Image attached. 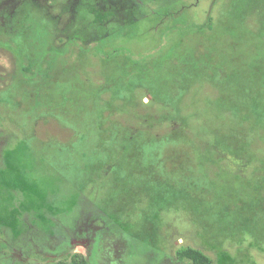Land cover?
<instances>
[{"label": "rangeland", "instance_id": "obj_1", "mask_svg": "<svg viewBox=\"0 0 264 264\" xmlns=\"http://www.w3.org/2000/svg\"><path fill=\"white\" fill-rule=\"evenodd\" d=\"M185 248L264 264V0H0V264Z\"/></svg>", "mask_w": 264, "mask_h": 264}, {"label": "trees", "instance_id": "obj_2", "mask_svg": "<svg viewBox=\"0 0 264 264\" xmlns=\"http://www.w3.org/2000/svg\"><path fill=\"white\" fill-rule=\"evenodd\" d=\"M95 7L98 8V9L102 8L101 4H97V6H95ZM87 9H88L87 12H89V8H87ZM108 23H111V22H108ZM112 23L114 25L117 24L114 21H112ZM105 26H106V24L105 25H100L101 28L107 29ZM98 29H100V28H98ZM112 34H108V35L111 36ZM73 44H75L76 47L83 49L80 46V44H78L74 40H71L70 41V45L72 46ZM84 50L87 53L95 50L99 55H101V56L104 55V52L98 46H93V47H90V46L88 47L87 46V48H84ZM46 54H47V52L41 53V55H45V56H46ZM41 58L43 59L44 57L41 56ZM22 68H23V70H27V68H25V66H22ZM27 76L28 75H25V77H27ZM61 195H62V193H61ZM66 196H68V194H66ZM135 245L140 246L139 247L140 248V253H142L143 245L140 242H135ZM177 256H178V258L186 260L187 264H212V260L206 254H204L202 251L196 250L194 248L180 249L178 251V253H177ZM62 264H65V263H62ZM72 264H89V263H88V261L86 260V258L84 257L83 254L77 253L72 258Z\"/></svg>", "mask_w": 264, "mask_h": 264}]
</instances>
